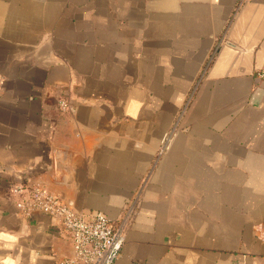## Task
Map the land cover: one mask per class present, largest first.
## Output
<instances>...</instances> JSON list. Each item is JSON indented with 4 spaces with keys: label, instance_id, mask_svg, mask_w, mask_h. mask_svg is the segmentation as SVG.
<instances>
[{
    "label": "crops",
    "instance_id": "crops-1",
    "mask_svg": "<svg viewBox=\"0 0 264 264\" xmlns=\"http://www.w3.org/2000/svg\"><path fill=\"white\" fill-rule=\"evenodd\" d=\"M262 68L264 0H0V264L72 253L18 182L105 213L117 264H264Z\"/></svg>",
    "mask_w": 264,
    "mask_h": 264
},
{
    "label": "built area",
    "instance_id": "built-area-1",
    "mask_svg": "<svg viewBox=\"0 0 264 264\" xmlns=\"http://www.w3.org/2000/svg\"><path fill=\"white\" fill-rule=\"evenodd\" d=\"M259 75L264 79V68ZM60 106L65 110L68 102L61 100ZM9 192L23 214H48L69 235L72 253L60 258L56 264H117L125 234L105 213H84L75 208L72 201L65 200L42 183L18 182L10 186ZM258 231L259 238L264 241V225H260Z\"/></svg>",
    "mask_w": 264,
    "mask_h": 264
}]
</instances>
